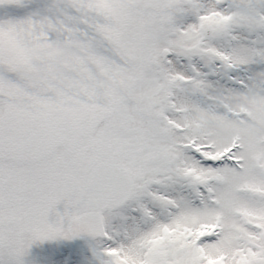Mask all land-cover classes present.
<instances>
[{"label":"snow or ice","instance_id":"6c2138e0","mask_svg":"<svg viewBox=\"0 0 264 264\" xmlns=\"http://www.w3.org/2000/svg\"><path fill=\"white\" fill-rule=\"evenodd\" d=\"M0 264H264V0H0Z\"/></svg>","mask_w":264,"mask_h":264}]
</instances>
